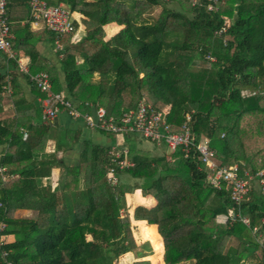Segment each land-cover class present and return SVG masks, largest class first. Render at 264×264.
Segmentation results:
<instances>
[{
	"label": "trees",
	"instance_id": "obj_1",
	"mask_svg": "<svg viewBox=\"0 0 264 264\" xmlns=\"http://www.w3.org/2000/svg\"><path fill=\"white\" fill-rule=\"evenodd\" d=\"M45 1L80 13L84 26L77 41H70L72 34L59 38L62 80L54 67L48 70L53 91H63L81 112L103 106L114 117L145 98L158 109L168 106L173 131L189 113L196 140L208 139L217 163L264 167V0H217L210 11L204 0ZM6 8L10 27L31 17L29 0H7ZM109 25L121 28L105 38ZM221 27L225 32L216 34ZM23 28L34 34L27 24ZM17 42L32 61L37 57L27 36ZM15 68L14 59L4 56L0 114L8 85L12 115L0 116V168L6 176L0 178V264H108L127 252L137 254L131 264H151L144 258L151 253L148 240L153 264H161L154 227L139 228L132 220L157 225L164 264H239L257 250L264 264V251L248 227L219 220L230 207L229 191L204 183L206 167L192 151L186 157L180 150L155 153L124 134L133 165L115 167L117 182L111 184L108 149L84 141L78 165L65 168L60 185H43L55 153L70 148L79 132L64 130L54 152L45 154L52 123L41 121L42 105L25 97ZM134 189L155 204L136 205L129 213L122 201ZM19 209L31 214L17 216ZM243 211L264 235V195L257 188ZM140 235L148 239L141 250Z\"/></svg>",
	"mask_w": 264,
	"mask_h": 264
},
{
	"label": "built area",
	"instance_id": "obj_2",
	"mask_svg": "<svg viewBox=\"0 0 264 264\" xmlns=\"http://www.w3.org/2000/svg\"><path fill=\"white\" fill-rule=\"evenodd\" d=\"M204 1L207 11H210L214 8V2L217 0ZM195 2L196 0H192V4ZM6 3L7 0H0V51L6 53L7 57L14 58L13 34L7 16ZM29 5L33 22L41 23L52 32L55 35L56 47L61 49L60 36L63 34H72L73 36L76 32L72 12L62 3L48 4L45 0H29ZM224 32V27L215 31L218 35ZM18 69L26 74L28 72L21 63L18 64ZM28 78L35 87L45 93L41 104L43 123H51L58 112L66 111L73 118H82L87 127L92 129L118 135L136 133L151 142L165 145L170 153L180 150L185 157L191 151L194 152L206 167L204 183L218 190L226 186L229 191L231 204L222 220L243 223L250 229L264 251V236L256 225H250L249 217L243 211V205L250 199V193L254 187H257L259 192L264 195V167L252 171L250 169L241 170L237 163L228 166L217 163L214 151L208 146V139L203 137L196 140L190 124L189 113H185V121L179 130L173 131L167 121L166 112L154 107L145 98H140L134 107L125 109L119 117L109 114L103 106H98L93 112H81L63 91L52 90L50 76L47 72L39 71L28 74ZM5 90V92H10L8 85ZM108 153L113 165L108 167L106 177L111 184H115L117 181L115 167L123 169L132 166L133 163L127 158L128 151L124 147L112 146ZM2 171H4L3 167L0 168V178L5 179L6 176ZM3 226L4 223L0 222V229Z\"/></svg>",
	"mask_w": 264,
	"mask_h": 264
},
{
	"label": "crops",
	"instance_id": "obj_3",
	"mask_svg": "<svg viewBox=\"0 0 264 264\" xmlns=\"http://www.w3.org/2000/svg\"><path fill=\"white\" fill-rule=\"evenodd\" d=\"M72 17L74 19V22L76 23V26H75L76 32L72 36L73 39L71 38L70 41L74 42V41H77V39H79L80 37H82L84 35V26L81 22V19L83 16L80 13L72 12ZM26 24L28 25V28H29V29L28 28L27 29L34 33L33 35L31 34L32 36L31 35L28 36L25 28H23ZM120 28H121V26H118V25H109L107 27L105 38L110 37L115 32H117ZM11 31L13 34V40H14L13 52L15 55L14 58H12V59H14V61L16 63L15 71H17V73H18L17 74L18 75V82L23 87V90L25 92V97L28 100H33L34 104H35V100H36L38 105H41L43 95L37 94L36 91L31 90L30 84L28 83L29 81L25 77L23 72H21L18 69V64L21 63L27 68V71H28L27 75L32 74V73H36L39 71H45L48 73V70L50 68L54 67V69L57 70V74H58L59 79L62 80V73L59 69V66H60L59 65L60 54L58 53L59 49L56 47L55 40L51 39L52 35L47 33V31L42 28L41 23H34L33 20L31 19V17L24 18V19H21L19 21L11 22ZM21 34L24 36H27L28 43H30V44L35 43V49L37 50L38 54H37V57H35L33 59V61L30 59L28 48H22V47L18 48L17 36H21ZM4 56H7V54L0 51V63L2 62ZM97 78H98V74L95 73L93 76V80L95 81V80H97ZM167 108H168V106L163 107L162 110H165ZM11 115H12V103H11L10 98H9V92H4L3 98H2V112H1L0 116L6 117V116H11ZM51 123H52V126L49 130L48 140L46 141V144H45V147L43 150V152L45 154H50V153L54 152L55 144H56L57 140L60 138V135L64 130L67 129V130L71 131V133L78 131L79 137H78V140L70 148L64 147V150L57 151L55 153L56 162L51 168L50 175L48 177H43L41 179V182L43 185H45L47 183H49L52 187L60 185L59 183L62 182L63 176L65 174V168L78 165L84 141H90L91 143L104 146L108 149V152L112 146L124 147L128 151V142L124 138V136H123L124 134L118 135V134H114V133H110V132H103V131H99L96 129L89 128V127H87V125L85 124V122L82 118H73L70 115H68L66 111L58 112L56 117L51 121ZM125 135H128L129 138H131V139H133V138L134 139H140L141 140V146L143 148L151 149L155 153H160V151H163V149L166 151L167 154L170 153L165 145L156 144L154 142H151L139 134L134 133V134H125ZM145 140H147L148 142H145ZM1 151H2V146H0V154H1ZM109 157H110V155H109ZM127 158H128V153H127ZM110 160H111V157H110ZM123 169H125V168H123ZM106 175H107V172H106ZM255 188H257V187H255ZM122 202H123V206L127 209V211L129 213L132 212L133 207L136 205L141 204V205L146 206V207H151L155 204V200L151 196H142L140 194L139 189H134L133 192L126 193L123 197ZM17 213H20L23 215H29V214H31V211L19 209V210L15 211V214H17ZM223 216L221 215L219 217L220 221L223 219ZM132 223L136 224L139 228L142 226H146V227L147 226H153L154 227L155 232H156L158 238L160 239V242L162 245V261H161V263L164 264V261H163L164 249H163V244H162V238L158 234V231H157V225L156 224H147L145 221H142V220H132ZM6 238H7V241H11L13 239L12 236H7V237H5V239ZM136 240H137V243H139V242H142V241L148 240V239H146L145 237L140 235V236H136ZM254 240L256 241L255 236H254ZM257 251H259V250H257ZM257 251L249 253L248 256L254 255V253L256 254ZM152 255L153 254L144 257V258L149 259L151 264L153 263L152 259H151ZM248 256H246V257H248ZM130 257L132 259H130ZM256 258H257L256 260H253L250 263L251 264H260V258L259 257H256ZM118 260L120 262L124 261L125 262L124 264H131V262L136 260V258L133 256V254L131 252H127V253L121 255L118 258ZM242 261H244V259Z\"/></svg>",
	"mask_w": 264,
	"mask_h": 264
},
{
	"label": "rangeland",
	"instance_id": "obj_4",
	"mask_svg": "<svg viewBox=\"0 0 264 264\" xmlns=\"http://www.w3.org/2000/svg\"><path fill=\"white\" fill-rule=\"evenodd\" d=\"M167 6H169V7H173V6H175V3L174 2H168L167 3ZM244 94L245 93H247V92H243ZM145 142H148L147 140H145ZM21 213V212H20ZM20 213H17V214H15V215H17V216H20V215H23V214H20ZM6 241H7V238L5 239ZM145 241V240H144ZM143 242V241H142ZM142 242H139L138 243V245H140V246H138L139 248L138 249H140L141 250V243ZM148 243H149V246H150V249H151V253H150V255L151 254H154V251H153V248H152V246H151V243H150V241H148ZM162 244H163V240H162ZM139 253V252H138ZM133 254V253H132ZM137 254L135 253V254H133V256L135 257ZM259 255H260V251H257V253L255 254L254 253V255H250V256H248V257H246V258H244V261H241L239 264H251L250 262L251 261H253V260H256L257 258L256 257H259ZM130 259H132L131 257H130ZM153 262V261H152ZM125 262L124 261H119L118 259L117 260H114V261H110L108 264H124ZM153 264V263H152ZM162 264V263H161Z\"/></svg>",
	"mask_w": 264,
	"mask_h": 264
},
{
	"label": "water",
	"instance_id": "obj_5",
	"mask_svg": "<svg viewBox=\"0 0 264 264\" xmlns=\"http://www.w3.org/2000/svg\"><path fill=\"white\" fill-rule=\"evenodd\" d=\"M35 105H38L37 101L35 100Z\"/></svg>",
	"mask_w": 264,
	"mask_h": 264
}]
</instances>
